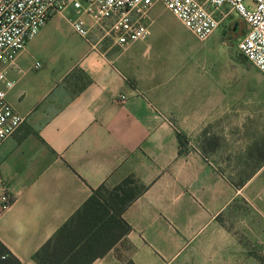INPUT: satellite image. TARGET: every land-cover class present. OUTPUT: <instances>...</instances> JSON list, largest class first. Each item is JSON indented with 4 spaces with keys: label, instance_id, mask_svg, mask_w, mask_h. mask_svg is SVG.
<instances>
[{
    "label": "crops",
    "instance_id": "crops-1",
    "mask_svg": "<svg viewBox=\"0 0 264 264\" xmlns=\"http://www.w3.org/2000/svg\"><path fill=\"white\" fill-rule=\"evenodd\" d=\"M163 14L152 10L149 38L126 48L77 35L75 11L58 15L8 71L7 101L26 121L0 144V198L12 197L0 208V264H40L96 191L128 179L144 188L122 215L128 232L113 213L82 217L49 264H264V166L230 162L222 110L179 90L174 58L197 44ZM79 243L87 256L63 257Z\"/></svg>",
    "mask_w": 264,
    "mask_h": 264
},
{
    "label": "built area",
    "instance_id": "built-area-1",
    "mask_svg": "<svg viewBox=\"0 0 264 264\" xmlns=\"http://www.w3.org/2000/svg\"><path fill=\"white\" fill-rule=\"evenodd\" d=\"M162 4L199 42L211 38L228 16L217 12L227 8L245 23V34L238 43L240 54L264 74V0H0V144L11 138L25 123L8 103L7 93L14 82L8 71L17 68V58L28 43L54 17L67 16L72 30L90 41L99 32V41L110 40L119 48L144 42L150 36V14ZM126 98H121L124 101ZM12 204V197L0 198L1 210Z\"/></svg>",
    "mask_w": 264,
    "mask_h": 264
},
{
    "label": "rangeland",
    "instance_id": "rangeland-1",
    "mask_svg": "<svg viewBox=\"0 0 264 264\" xmlns=\"http://www.w3.org/2000/svg\"><path fill=\"white\" fill-rule=\"evenodd\" d=\"M155 9L165 13L161 21L172 22V14L162 4H157L153 11ZM221 14L228 17L211 38L199 42L190 33L197 50L191 51L188 59L174 58V63L180 65L175 67V74L180 77L179 90L181 93L197 91V97L199 92H205L206 105L211 97L214 113L222 110V122L227 125L224 140L236 145V153L230 155V162L249 159L264 166V74L246 61L238 50L246 27L244 21L227 8L217 12L216 16L221 18ZM236 24L240 34L232 36L231 29ZM164 41L177 42L179 39L170 34ZM196 102L199 104L201 100L197 98ZM112 190H104L101 197L108 198Z\"/></svg>",
    "mask_w": 264,
    "mask_h": 264
},
{
    "label": "trees",
    "instance_id": "trees-1",
    "mask_svg": "<svg viewBox=\"0 0 264 264\" xmlns=\"http://www.w3.org/2000/svg\"><path fill=\"white\" fill-rule=\"evenodd\" d=\"M242 33L245 34V29H243ZM238 34H240V30ZM103 190L104 188H100L96 191L94 196L90 198L78 215L67 223L60 230L58 235L53 240L48 242L43 247L42 251L37 254V259L40 264H49V261L52 260V254L56 251V248L61 240H66V244L71 242L74 232L77 230L78 225H76V222L82 217L88 216L90 224L92 223L93 218L97 219L98 222L101 223L110 213H113L110 218L111 224L115 228L119 229L122 235L128 232L129 226L122 219V215L126 209L143 193L144 188H140L133 179H128L122 186L115 188L110 193L108 198L101 197ZM76 247H78V245L69 251H65L63 257L68 258L72 255V259H75L80 256H87L88 252L80 247V243L79 250L74 253V249H76Z\"/></svg>",
    "mask_w": 264,
    "mask_h": 264
},
{
    "label": "flooded vegetation",
    "instance_id": "flooded-vegetation-1",
    "mask_svg": "<svg viewBox=\"0 0 264 264\" xmlns=\"http://www.w3.org/2000/svg\"><path fill=\"white\" fill-rule=\"evenodd\" d=\"M239 30H240V28H239L238 24H236V25L233 27L232 31H231V35H232V36H235L236 34H238Z\"/></svg>",
    "mask_w": 264,
    "mask_h": 264
}]
</instances>
